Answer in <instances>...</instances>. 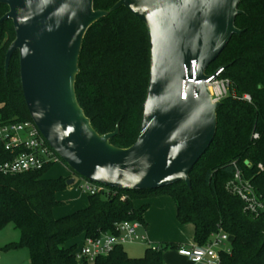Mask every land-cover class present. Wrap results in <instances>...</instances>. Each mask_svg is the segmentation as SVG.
<instances>
[{"label": "trees", "instance_id": "trees-1", "mask_svg": "<svg viewBox=\"0 0 264 264\" xmlns=\"http://www.w3.org/2000/svg\"><path fill=\"white\" fill-rule=\"evenodd\" d=\"M118 1L94 0V9L108 11ZM238 9L235 24L241 34L232 36L206 71L211 75L223 68L221 77L230 81L231 92L217 111L213 143L190 172L191 187L182 182L156 190L87 194L85 208L56 218L55 208L63 205L57 195L76 174L46 179L56 164L17 175L0 173V230L12 224L20 232L19 243H9L2 251L27 248L31 264H89L75 255L86 238L117 235L116 226L124 221L145 225L149 208H136L135 201L168 196L175 203L178 222L194 226L197 245L208 244L220 228L229 236L220 264H264V211L257 216L246 212L244 203L227 188L238 168L264 199V0H241ZM8 10L0 4V19ZM14 39L12 21L1 23L0 125L32 121L22 92L18 52L5 73V56ZM79 68L76 94L94 129L104 135L118 126L111 144L132 146L140 134L150 76L146 25L125 8L110 13L87 32ZM243 94L251 101L244 100ZM13 157L0 143V165ZM178 248L165 244L157 250L148 248L141 258H131L118 246L93 264H162L163 253Z\"/></svg>", "mask_w": 264, "mask_h": 264}, {"label": "water", "instance_id": "water-1", "mask_svg": "<svg viewBox=\"0 0 264 264\" xmlns=\"http://www.w3.org/2000/svg\"><path fill=\"white\" fill-rule=\"evenodd\" d=\"M241 0H119L95 10L94 0H0L15 39L5 56L7 75L15 52L30 117L42 137L77 176L108 189L191 187L190 172L209 150L218 129L206 71L233 35ZM127 9L146 25L150 76L137 141L118 148L101 135L80 106L76 80L84 38L110 13ZM200 83V84H198ZM183 93L186 98L184 99ZM75 183L69 179L67 185ZM264 247V241L262 243Z\"/></svg>", "mask_w": 264, "mask_h": 264}, {"label": "built area", "instance_id": "built-area-1", "mask_svg": "<svg viewBox=\"0 0 264 264\" xmlns=\"http://www.w3.org/2000/svg\"><path fill=\"white\" fill-rule=\"evenodd\" d=\"M224 69L220 68L215 73L208 75L205 81L210 86L214 102H222L231 92V83L222 78ZM184 99L186 98L183 93ZM244 100L251 101L250 96H244ZM259 135L255 134L254 139ZM0 143L7 152L14 155L11 161L0 165V173L5 175H17L27 172L42 170L46 165L59 164L60 158L50 148L33 121L14 122L0 125ZM262 169V166H259ZM85 191L87 194H101L106 187L99 186L86 180ZM228 190L237 196L245 205L244 210L252 215H259L264 211V199L257 195L253 185L242 177L241 171L236 168L232 181L227 185ZM144 225L139 221H124L116 226L117 235L102 234L98 238H86L76 251V259L79 262L94 263L99 256H107L116 247L127 244L143 243L152 250L158 247L152 244L146 234L142 233ZM230 242L229 236L220 228L211 235V240L204 246L197 244L189 247H180L179 255L187 258L192 264H220L221 252L226 250Z\"/></svg>", "mask_w": 264, "mask_h": 264}, {"label": "rangeland", "instance_id": "rangeland-1", "mask_svg": "<svg viewBox=\"0 0 264 264\" xmlns=\"http://www.w3.org/2000/svg\"><path fill=\"white\" fill-rule=\"evenodd\" d=\"M247 95L248 94H243V97ZM69 173L73 175L64 162H60L45 175V178H65ZM72 178L75 179V183L68 186L65 191H61L57 195V199L61 201L63 205L55 208L54 216L56 218L69 215L87 204V193L85 191V185L87 184L86 180L79 176H73ZM135 205L149 208L148 213L152 214L153 221L147 219L145 221L148 223L149 228L151 227V223L152 225L153 222L156 224V226L153 225L149 231H154L157 242L152 241V243L157 247L171 244L174 241H180V239H184L186 235L192 234L193 232V226L191 224L183 225L176 219V209L171 197L143 198L135 201ZM19 241L20 232L14 225L10 224L0 231V248L5 247L9 243H19ZM148 248V246L140 242L124 245L125 252L131 258L143 257ZM0 264H31L29 251L27 248L0 251ZM164 264H167V262L164 261Z\"/></svg>", "mask_w": 264, "mask_h": 264}, {"label": "crops", "instance_id": "crops-1", "mask_svg": "<svg viewBox=\"0 0 264 264\" xmlns=\"http://www.w3.org/2000/svg\"><path fill=\"white\" fill-rule=\"evenodd\" d=\"M71 175V173H69V175L68 176H70ZM67 176V177H68ZM68 186V185H67ZM173 200V199H172ZM174 202V201H173ZM87 205V204H86ZM86 205H84V207L82 206L80 209H83V208H85L86 207ZM174 206H175V203H174ZM135 207L136 208H139V206H136L135 205ZM175 209H176V206H175ZM63 217V216H62ZM151 220V221H153L152 220V214H150V213H148V211H147V213L145 214V216H144V220ZM176 219H177V217H176ZM153 225L154 226H156V224H154V222H153ZM152 225V223H151V227L153 226ZM192 225V224H191ZM193 226V225H192ZM151 227L149 228V226H148V223L145 221V225H144V228H143V230H142V233L143 234H146L147 235V237L149 238V240H150V242L152 243V241H154V242H157V239H156V237H155V234H154V231L153 230H151V231H149V229H151ZM0 231H2V230H0ZM149 231V232H148ZM192 234L190 233L189 235H186L185 236V238L184 239H180V241H174V242H172L173 244H177L178 246H179V248L180 247H189V246H192V245H195L196 243H195V241H194V234H195V229H194V226H193V228H192ZM153 244V243H152ZM155 245V244H154ZM147 246V245H146ZM162 246V245H161ZM178 248V249H179ZM2 248H0V251H2L1 250ZM178 249H175V250H166L164 253H163V264H164V261H166L167 262V264H192L191 263V261L189 260V259H187V258H184V257H182L181 255H179V253H178Z\"/></svg>", "mask_w": 264, "mask_h": 264}, {"label": "bare ground", "instance_id": "bare-ground-1", "mask_svg": "<svg viewBox=\"0 0 264 264\" xmlns=\"http://www.w3.org/2000/svg\"><path fill=\"white\" fill-rule=\"evenodd\" d=\"M198 84H200V83H198Z\"/></svg>", "mask_w": 264, "mask_h": 264}]
</instances>
